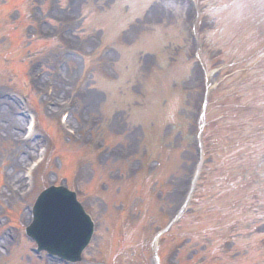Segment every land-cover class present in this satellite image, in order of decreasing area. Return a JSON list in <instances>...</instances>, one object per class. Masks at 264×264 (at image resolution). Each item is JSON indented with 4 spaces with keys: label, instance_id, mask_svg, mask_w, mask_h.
<instances>
[{
    "label": "rangeland",
    "instance_id": "rangeland-1",
    "mask_svg": "<svg viewBox=\"0 0 264 264\" xmlns=\"http://www.w3.org/2000/svg\"><path fill=\"white\" fill-rule=\"evenodd\" d=\"M21 1L0 0V100L7 97L23 109L17 97L32 95L26 109L41 117L34 143L41 139L51 154L57 130L65 153L52 154L47 167L36 173L34 190L13 203L3 194L7 175L23 176L30 160L0 137V238L11 242L8 248L0 247V264H64L40 260L24 228L43 184H65L66 178L81 190L79 199L96 224L94 240L77 264H249L248 257L258 252L257 264H264V241L253 242L264 234V143L243 148L241 162L229 143H212L219 139L216 133L221 134L219 116L234 115L232 104L248 98L242 92V97H228L235 94L234 76L241 74L238 81L244 75L242 63L235 68L225 63L243 60L239 38L246 37L248 45L262 34L264 42V22L238 19L236 11L246 0H197L200 9L224 6L220 43L211 32L214 17L200 19L199 39L193 32V15L186 13L191 0H125L124 5V0H29L24 7L28 25L20 29L19 40L55 38L59 43L39 51L24 47L17 53L18 35L9 34L17 32L13 26L20 11L13 8L19 3L16 8L23 12ZM249 2L252 18H264V1ZM127 4L134 7V15L129 16ZM149 33L159 34L155 47ZM65 56H70L68 62ZM166 56L178 61L176 69L163 66ZM60 74L62 80L68 74L72 80L60 99L76 102L69 115L75 138L59 130V118L69 107L57 110L45 101ZM172 76L179 78L175 90L166 84ZM25 80L30 86L23 92ZM217 80L222 89L213 90ZM230 85L232 91L226 94ZM80 93L99 98L91 114L82 109ZM205 100L216 107L204 132L200 115ZM219 100L231 101L226 106ZM26 124L24 119L17 131L21 138ZM249 134L250 142L260 143L252 130ZM203 139L211 140V149L203 151ZM73 154L80 156L74 159ZM9 155L22 163L15 172ZM204 162V176L194 193L193 173ZM8 210L14 219L21 212L20 226L7 219ZM169 225L172 229L158 238Z\"/></svg>",
    "mask_w": 264,
    "mask_h": 264
},
{
    "label": "bare ground",
    "instance_id": "bare-ground-1",
    "mask_svg": "<svg viewBox=\"0 0 264 264\" xmlns=\"http://www.w3.org/2000/svg\"><path fill=\"white\" fill-rule=\"evenodd\" d=\"M69 61V60H68ZM68 74L63 80H58V85L56 86L55 94L53 96L54 101H56V106H61V102L67 101L68 99H60L61 96L67 94L68 87H71L72 80ZM60 85V86H59ZM62 94V95H61ZM61 95V96H60ZM59 99V100H56ZM83 101V110H86V113L91 114L94 108L100 102L99 98L93 94L87 93L82 95ZM19 112L18 105L13 101H10L8 98H4V100H0V125L2 127V131L4 132V138L7 141H10L11 146L17 147L22 154L24 153L25 158L31 157V150L34 149L35 145L31 142H22L19 139V135L17 130L20 129V125L22 120L17 117ZM70 121H68L69 123ZM2 123V124H1ZM23 155V154H22ZM10 156V155H9ZM10 162H12V168L15 172L16 169L20 168L21 164L17 159H14L12 156L9 158ZM16 160V161H15ZM6 189L7 191H3L4 197L6 196L7 200H11L12 202H16L19 200L18 196L24 191L25 182L23 178L15 175H7ZM11 245V242L5 239L3 236L0 238V247L8 248ZM0 249V251H1Z\"/></svg>",
    "mask_w": 264,
    "mask_h": 264
}]
</instances>
